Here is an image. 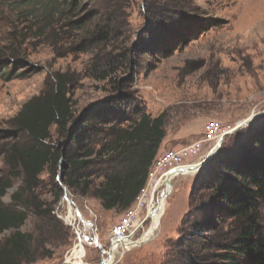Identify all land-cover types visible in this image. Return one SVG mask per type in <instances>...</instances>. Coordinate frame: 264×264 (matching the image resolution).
Returning a JSON list of instances; mask_svg holds the SVG:
<instances>
[{
	"label": "rangeland",
	"instance_id": "obj_1",
	"mask_svg": "<svg viewBox=\"0 0 264 264\" xmlns=\"http://www.w3.org/2000/svg\"><path fill=\"white\" fill-rule=\"evenodd\" d=\"M149 2L124 0L125 17L115 25L120 36L113 43L115 51L108 61L107 51L102 48L79 52L65 36L55 37L53 32L58 25L48 28L44 36H36V28L43 23L41 18H23L25 8L13 7L10 0H0V48L24 60L19 70L25 72L20 76L18 72L17 77L7 81L0 77V178L12 181L0 198L1 204H12V196L23 181L22 176L11 175L4 160L2 148L12 140L7 138L10 122L28 99L42 91L46 78L56 72H65L70 79L77 120L86 118L93 106L106 102L117 104L113 112L125 123L138 116L135 109L154 117L165 112L166 136L156 158L202 139L206 124L212 120L233 128L257 114L248 126L264 122V0H189L179 10L154 12V8V13ZM89 5L91 10L99 6L96 0ZM146 42H154L153 47ZM112 68L113 75L97 78ZM246 130L247 126L237 130L238 136H244ZM51 132L52 143L62 146L64 139L60 138L57 125L52 126ZM225 138L223 142L230 148L238 137ZM210 145L214 143L205 144L201 153L187 161L196 162L192 165L199 163L200 156L209 153ZM206 164L194 174L178 175L172 180L173 190L166 199V212L156 236L139 245L134 242L111 264H175L179 249L182 250L179 242L193 239L189 250L202 243L191 234L196 229L199 232L209 221L212 208L207 206L204 211L191 207L190 194L206 176ZM60 166L57 173L62 172L63 181L64 161ZM51 169L40 176L36 195L47 206H54L53 222L37 212H29L20 229L33 235L35 260L22 264H61L73 256L81 249L76 227L84 240L83 262L99 264L108 257L99 245L109 249L113 226L122 218L123 209L107 210L93 190L83 195L66 186L67 196L73 201V228L68 224L70 206L64 189ZM58 186L62 196L57 201ZM151 222L149 219L144 230L132 239L141 238ZM261 226L264 234V208ZM12 232L11 229L1 234L0 242Z\"/></svg>",
	"mask_w": 264,
	"mask_h": 264
},
{
	"label": "trees",
	"instance_id": "obj_2",
	"mask_svg": "<svg viewBox=\"0 0 264 264\" xmlns=\"http://www.w3.org/2000/svg\"><path fill=\"white\" fill-rule=\"evenodd\" d=\"M92 1L95 0H10V3L25 8L23 18H41L43 23L36 28V36H44L48 28L58 25L53 32L55 37L65 36L79 52L102 48L111 61L113 43L120 36L115 25L125 17L124 0H96L99 6L91 10ZM188 1L150 0L149 8L152 12L154 8V12L176 11ZM34 26L35 23L31 28ZM152 44L146 45L153 47ZM15 56L0 48V77L6 81L17 77L22 68L24 60ZM24 73L20 72L19 76ZM114 73L112 68L97 78L105 79ZM67 76L65 72H56L46 78L42 91L28 99L10 122L7 138L12 140L2 148L4 160L11 175L22 176L23 181L13 194L11 205L0 202V235L13 230L0 242V264L35 260L33 235L20 228L29 212H37L53 222L54 206L40 201L36 189L42 173L49 168L52 174L57 173L63 156V182L68 189L79 190L83 195L93 190L105 209L125 211L146 184L149 168L166 136L165 112L154 117L135 109L138 116L125 123L113 112L117 107L115 102L95 105L86 118L77 120ZM53 125H57L60 138L64 139L62 146L52 143ZM239 133L228 135L238 137L234 146L227 148L223 142L206 164V176L201 178V184L190 194V206L204 211L211 207V217L199 232L196 229L191 234L201 240L199 246L189 250L193 239L178 243L182 250L179 249L181 253L175 264H264L261 226L264 122L247 126L244 136L239 137ZM11 186L10 178H0V198ZM61 196L59 187L57 201Z\"/></svg>",
	"mask_w": 264,
	"mask_h": 264
},
{
	"label": "built area",
	"instance_id": "obj_3",
	"mask_svg": "<svg viewBox=\"0 0 264 264\" xmlns=\"http://www.w3.org/2000/svg\"><path fill=\"white\" fill-rule=\"evenodd\" d=\"M230 130H232L231 126L225 127L218 121L212 120L206 124L202 139L195 140L177 149L168 150L159 158H156L149 168L146 184L141 188L133 204L124 211L120 221L113 226L112 239L122 240L139 235L144 230L146 222L152 219L150 208L160 189V179L169 170L192 163L187 160L201 153L205 144L214 143V145L209 146L210 150L208 152H210ZM200 158L202 159L203 156H200ZM145 212L147 213L145 214Z\"/></svg>",
	"mask_w": 264,
	"mask_h": 264
},
{
	"label": "bare ground",
	"instance_id": "obj_4",
	"mask_svg": "<svg viewBox=\"0 0 264 264\" xmlns=\"http://www.w3.org/2000/svg\"><path fill=\"white\" fill-rule=\"evenodd\" d=\"M242 122H239L238 124H240ZM208 155H209V153L204 155L202 160ZM194 163H196V162H194ZM192 164H193V162L187 163V164L179 166V167H175V168L171 169V171L169 170L160 179L161 185H160V189H159L160 191L158 194V198L155 199V202L153 201V203H152L153 205L151 204L152 211H150V214L152 217V222L149 226V229L147 231H145V233L142 234L141 238H139L138 240H134L132 238L127 237V238L122 239V240L114 241L115 243L113 245L111 254L107 258H105V260H104L107 264H110L111 262H113L115 260V258H117L118 256H122L123 253H125L129 249V247H131V245L134 242H135V244L139 245L140 243L145 242V241H149L150 239H152L156 236V232L159 229L161 218L163 215H165V212H166V206H167V204H166L167 200L166 199L173 190L172 189V180L174 178H176L178 175L186 176V175L194 174L198 169V167H196V166H198L199 163H197L195 165H192ZM67 218H68L69 222H72L71 224L74 225L73 220L75 218V214H74L73 210L69 211V216ZM74 228H75V226H74ZM82 240H83V238H82ZM77 244L81 245L80 239H78ZM120 249H122V250H120ZM83 254H84L83 249H80V251L76 250L74 255L68 256L66 258V260H67V262H69V261L79 262L82 260Z\"/></svg>",
	"mask_w": 264,
	"mask_h": 264
},
{
	"label": "water",
	"instance_id": "obj_5",
	"mask_svg": "<svg viewBox=\"0 0 264 264\" xmlns=\"http://www.w3.org/2000/svg\"><path fill=\"white\" fill-rule=\"evenodd\" d=\"M256 116H257V114H255L254 116L253 115H251L250 117H248V118H246L242 123H240V124H238V126H236V127H233L232 128V130H230L228 133H226L225 135H230V134H233L235 131H237V130H239L240 128H242V127H246V126H248L255 118H256ZM225 135L222 137V139L220 140V142L217 144V146L215 147V148H213L210 152H209V155L208 156H206L201 162H199V165L198 166H196V167H198V169L197 170H199L204 164H206L207 162H209L214 156H215V154L218 152V150L221 148V146H222V144H223V141H224V138H225ZM63 161H64V158L62 157L61 158V160H60V163H61V165H62V163H63ZM60 168H61V166H60ZM61 176H62V172H59V174H58V180H59V182L61 183V186H62V188L64 189V198L67 200V202L69 203V206H70V210L69 211H71L73 208V201L71 200V199H69V197L67 196V188H66V186L64 185V183H63V181H62V179H61ZM76 210V212H77V217H79V211H78V209H75ZM68 224H70L71 226H72V224L71 223H69L68 222ZM72 227H74V225L72 226ZM76 233H77V235H78V239H80V247H81V249H83L84 250V246H83V243H82V237H81V233L79 232V230L77 231V228H76ZM114 241H118V240H115V239H112V243H111V246L109 247V249L108 250H106L102 245H99L100 247H101V249H102V251L103 252H106L107 254H108V256L111 254V252H112V248H113V245H114ZM105 258H103L102 260H101V262L99 263V264H107L105 261ZM61 264H86V263H84L82 260L81 261H79V262H74V261H69V262H67V260L65 259ZM111 264V263H110Z\"/></svg>",
	"mask_w": 264,
	"mask_h": 264
}]
</instances>
